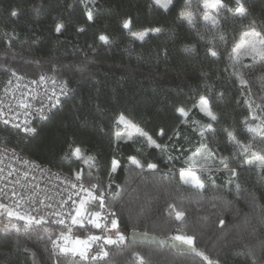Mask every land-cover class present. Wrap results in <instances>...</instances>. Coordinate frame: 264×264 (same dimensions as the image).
Segmentation results:
<instances>
[{
    "label": "trees",
    "instance_id": "1",
    "mask_svg": "<svg viewBox=\"0 0 264 264\" xmlns=\"http://www.w3.org/2000/svg\"><path fill=\"white\" fill-rule=\"evenodd\" d=\"M198 2L193 0V9ZM224 2L229 8L236 6L235 0ZM245 7L250 12L247 19L222 11L221 27L229 43L221 45L212 39L202 20L197 24L200 35L179 20L184 0H175L168 12L152 6V0H96L94 7L88 4L94 16L91 22L80 0H0V91L12 71L30 80L54 76L69 89L58 108L35 124L34 136L0 122V145L64 174L83 170L87 184L98 182V178L107 184L111 160L118 159L120 167L113 174L111 190L119 195L109 203L116 211L118 230L127 241L106 259L86 261L58 254L46 238L38 239L42 230L17 233L4 230L1 223L0 264H207L194 254L131 242L133 231L163 238L176 231L192 235L196 250L208 255L214 264H264V175L237 164L234 148L222 131L227 127L243 142L251 140L241 123L248 115L247 91L241 95L228 52L242 23L255 19L258 25L264 24V0H245ZM13 10L18 11V18L11 16ZM126 19L131 20V31L160 28L161 32L136 40L122 27ZM57 23L65 26L60 34L54 31ZM80 27L85 30L77 31ZM13 34L16 38L9 45L7 40ZM101 34L109 37V44L99 41ZM209 39L218 59L207 54ZM188 45L194 47L186 51ZM243 65L248 67L241 66L239 71L249 81L251 99L260 103L264 66L254 64L251 58H245ZM200 95L208 96L219 116L209 146L218 158H233L231 166L238 171L231 191L229 174L223 171L213 172L215 185L203 193L179 180L177 170L184 166L181 152L200 137L193 130L195 125L181 124L176 108H192ZM120 114L153 138L163 128L166 134L158 142L169 144L168 151L160 153L140 143L114 144L115 120ZM190 118L200 124L209 122L195 108ZM174 129L181 135L169 141ZM73 144L97 158L95 168L88 169L74 157H66ZM254 144L264 148L259 139ZM168 155L180 159L168 161ZM129 156L145 165L156 163L158 168L138 169L130 164ZM235 183L241 185L240 193L235 191ZM178 211L185 213L183 220L175 219ZM78 228L69 237L83 240L100 234L97 229L81 232ZM50 230L53 238L59 235L56 226ZM133 253H139L142 261Z\"/></svg>",
    "mask_w": 264,
    "mask_h": 264
},
{
    "label": "snow or ice",
    "instance_id": "2",
    "mask_svg": "<svg viewBox=\"0 0 264 264\" xmlns=\"http://www.w3.org/2000/svg\"><path fill=\"white\" fill-rule=\"evenodd\" d=\"M81 3L85 5L86 16L88 21H93V11L88 8V4H96V0H80ZM175 0H152V6L162 9L164 12H168L171 7L174 6ZM193 0H184V8L179 13V20L182 23H186L187 26L193 30L197 31V35H200L197 29V24L199 20L203 21L204 27L210 32L212 39H218L221 45H228L229 41L223 32L221 27L222 11H228L233 17H240L247 19L250 15L249 9L245 7V0H235V8H229L225 4L224 0H199L198 5L195 9L192 8ZM72 5H69L71 8ZM11 16L13 18H18L19 13L16 10L11 11ZM131 20H124L122 22V27L125 30H129L130 35L136 39L143 41L149 33L158 34L161 32L160 28H146L141 31H131ZM64 24L57 23L54 31L60 34L64 29ZM85 29L80 27L77 29L79 32H83ZM16 38L13 34L7 43L10 45L11 41ZM99 41L104 44H109L110 39L107 35L101 34L98 37ZM201 39L204 37L201 35ZM209 39V47L207 48V54L212 58H219V53L215 48V45ZM194 46H186V51L190 50ZM245 57H250L254 64H260L264 66V24L258 25L255 19H252L247 24H241V29L237 36L233 37L230 51L228 52V59L231 62V67L234 69L233 75L236 77L239 83V87L244 95L245 90L247 91V97L245 103L247 104L248 115L242 120L244 129L251 134V140L247 143L243 142L238 138L233 130H229L224 127L222 131L227 137V143L232 145L235 151V161L240 167L249 166L255 169L257 172L264 175V148H257L254 142L259 139L261 144H264V96H261L260 103H257L255 99H251L253 93L249 87V81L245 79L244 74L239 71L243 65ZM38 63V62H37ZM53 71H55V65H53ZM13 77H16L17 81L23 79L22 76H18L15 71L11 72ZM262 81V86H264V76L260 77ZM50 82L53 86H58L61 95H67L69 89L66 85L60 83L54 76L41 75L39 80H32V84H45ZM11 79L8 84H11ZM19 87V84L16 86ZM10 89L5 88V92H9ZM211 91V89H210ZM222 95V94H221ZM24 94H21V98H17L16 104L21 109H28L32 107L31 104L25 102L23 98ZM56 97L57 103L59 102V97L55 91V87L52 90L51 96L48 97L51 100ZM35 98V97H33ZM3 101L0 100V104ZM44 107L42 105L37 109L38 114L44 117ZM55 107V104L52 105ZM192 108L197 109L204 117L208 119V123L200 124L199 121L190 118V113ZM192 108H185L183 106L177 107L176 112L181 118V124H191L195 125L194 131L198 133L200 140L198 146L194 150H184L181 152V156L184 157V167L178 169L179 180L184 185H190L192 188L199 190L201 193L207 190V187L215 185V179L213 176V170L216 172H226L228 176L229 191L232 190V185L234 179L238 178V171L236 167H232L233 158L219 157L215 150H213L208 143V140L215 137L217 129L214 127V123L219 122V116L213 111L208 96L200 95L198 100L193 102ZM9 112L12 111L11 106L8 108ZM25 116L31 115L29 112L24 113ZM4 112L0 110V117H3ZM15 118V117H14ZM10 121L7 119L3 120L4 124H8ZM25 123H28L27 121ZM123 126L122 129L118 130L115 134L113 140L114 144L119 145L121 142L127 143L132 142L133 144L140 143L146 145L148 148L158 150L160 153H166L169 149V144H161L158 140L165 136V130L163 128L159 129L156 138L149 135L148 132L144 131L132 120L127 119L124 114H120L115 120V126ZM13 127L20 128V124H14ZM24 131L31 133L35 129L31 127H24ZM174 135L169 136V141H174L178 138L181 133L179 129H174ZM70 151L66 153L67 158L74 157L77 161H81L83 165H86L88 169L96 167L97 158L93 155L87 154L86 150H82L80 146L75 144L70 145ZM172 148H176L175 143L171 145ZM140 149H137L139 151ZM168 161H173L175 159H180V156L173 157L168 155ZM128 160L131 165L138 169H144L147 167L151 170H156L158 165L156 163H141L139 159L135 156H129ZM25 163H28L25 161ZM120 167V161L116 158L111 160L109 170L107 173L108 183L105 184L103 180H99L96 183H90L87 187L82 179V172L77 171L74 175V181H68L72 189L79 188V191L75 192L73 195L77 198H73V195H69L67 199L63 200L59 204V209L61 211H50L45 212L41 207L33 206L36 201L31 200L28 208H24L25 198L20 196V199L14 200V206L10 207L6 203H0V216L7 218L8 223L4 225V230L10 231L15 230V232H24L28 234L30 230L41 231L42 235L38 236V239H47L53 246L54 249H58L59 252L72 255H78L82 260L96 261L98 258L101 260L109 255L108 251L105 250L106 245H115L123 243L125 236L119 232V223L116 218V211L110 206V201L114 200L119 193L112 192V184L114 183L113 174L117 172ZM2 171V170H0ZM171 171V169H170ZM207 173V175H205ZM175 175V173H173ZM9 175H12L9 172ZM91 172L89 171L88 176L91 177ZM19 183V181H16ZM119 187V186H117ZM235 191L240 193L242 191L241 185L235 183ZM0 193L7 196L4 193V189H0ZM83 193V195H82ZM18 193L13 190L11 193L12 197H16ZM216 199H222V197H215ZM50 199V198H49ZM43 205V201H40ZM171 207V205L169 206ZM44 208L52 209L51 204L44 205ZM22 209V210H21ZM35 213V214H34ZM185 213L178 211L175 213L176 220H183ZM14 221H20L18 224ZM70 222V223H67ZM223 224V221H220ZM52 226H56L59 231V235L53 238V233L50 230ZM79 226L78 230L91 231L92 229L100 230V234L88 235L87 239L76 238L71 240V247H69V234L72 233L73 227ZM86 226H91L87 228ZM112 230H117L115 232V239L109 233ZM146 235V234H145ZM171 239L179 241L180 243L188 246L192 251L196 252L194 247V237L192 235L177 234ZM57 241H63V244L57 243ZM93 245H96L95 254L90 255L93 250ZM25 251H28L25 249ZM196 255L202 257L207 264H214V261L206 255L204 252H196ZM133 256L142 261L139 253H133Z\"/></svg>",
    "mask_w": 264,
    "mask_h": 264
},
{
    "label": "built area",
    "instance_id": "3",
    "mask_svg": "<svg viewBox=\"0 0 264 264\" xmlns=\"http://www.w3.org/2000/svg\"><path fill=\"white\" fill-rule=\"evenodd\" d=\"M10 79L12 83L8 84V81ZM38 80L39 79H37V81ZM31 81L32 80L24 77L20 81H17L16 77H13L12 75L8 77L0 91V100L3 101V103L0 104V110L4 112L3 117H0V122L3 123V120L7 119L10 122L5 125L13 129H17L29 136H34L37 133L35 124L37 122L46 120L50 116V114L56 108H58L62 100L67 95H61L59 87L51 85L50 82L45 84H32ZM17 84H19L18 88L16 87ZM6 87L10 89V91L7 93L5 92ZM54 87L57 96L59 97L58 103L56 97H53L51 100L48 99V97L51 96ZM22 93L24 94L23 98L25 99V102L31 104L32 107L28 109H21L16 104L17 98H21ZM53 104H55V107H52ZM42 105H46V107H44V117L46 118H42L41 115L37 112V109H39ZM9 106H11L12 108L11 112H9L8 110ZM25 112H29L31 113V115L25 116ZM26 121L28 123H25ZM14 124H20L21 127L15 128L13 127ZM24 127L34 128L35 131L31 133L25 132ZM25 161H27L28 163H25ZM0 170H2L0 171V189H4V193L8 194L7 196H5L3 193H0V200L8 204L10 207L14 206V200L20 199V196H23L25 198V201H27V203H24V208H28L31 200H34L36 201V203L33 206L41 207L45 212L61 211L59 209V204L63 200L67 199L69 195H73L75 192L79 191L78 187L76 189H72L70 184L68 183V181L75 182L74 175H68L53 170L47 165L27 158L21 152L9 149L1 145ZM9 172H11L12 175H9ZM16 181H19V183H16ZM84 183L86 187L89 185L86 182ZM13 190L18 193L16 197L11 196ZM29 198H31V200ZM73 198L75 199L77 197L73 195ZM40 201H43V205L40 204ZM47 204H51L52 209L44 208V205ZM75 227L76 226L73 227V230L75 229ZM109 234L111 235V233ZM115 238L116 237L114 236L113 239ZM126 242L127 241L125 238L123 243L106 245L105 250L108 251L109 254H111L117 248L124 247L126 245ZM57 243L62 245L63 241H57ZM95 249L96 245H93V250L90 252V255L95 254ZM56 252L58 254H64L59 252L58 249H56ZM64 255H70L74 259H81V257H79L78 255L74 256L71 253ZM105 258L106 257H104L103 259ZM97 260L101 259L98 258Z\"/></svg>",
    "mask_w": 264,
    "mask_h": 264
},
{
    "label": "water",
    "instance_id": "4",
    "mask_svg": "<svg viewBox=\"0 0 264 264\" xmlns=\"http://www.w3.org/2000/svg\"><path fill=\"white\" fill-rule=\"evenodd\" d=\"M145 234L146 233L133 231L129 235V240L131 242H139V243H146V244H151V245H156V246L167 247V248H169L175 252H178V253L194 254L195 256H198V255H196V252H198V250H196V252H194V251H192L191 248L180 243L179 241H176L173 239L169 240L167 238L158 237V236L149 235V234L145 235Z\"/></svg>",
    "mask_w": 264,
    "mask_h": 264
},
{
    "label": "rangeland",
    "instance_id": "5",
    "mask_svg": "<svg viewBox=\"0 0 264 264\" xmlns=\"http://www.w3.org/2000/svg\"><path fill=\"white\" fill-rule=\"evenodd\" d=\"M245 58H250V57H245ZM123 128V126L121 125V126H119V128L117 127V131L118 130H120V129H122ZM200 140V139H199ZM199 140H197V142L195 143H193L192 144V147L191 148H187V150H194V148L196 147V146H198V143H199ZM185 166V165H184ZM183 166V167H184ZM213 172H216L215 170H213ZM205 174H207V173H205ZM4 218V219H3ZM14 222H16V223H18V224H22V222H20V221H14ZM3 224L2 225V227L4 228V225H6L7 223H8V220H7V218L6 217H4V216H0V224ZM79 227V226H78ZM112 232L114 233L115 232V230H112ZM177 234H183V233H179L178 231H176L174 234H171L167 239H169V240H171V237H173V236H175V235H177ZM115 236V234L113 235V237ZM69 240H70V243H69V247H71V240H74L73 238H71V237H69ZM107 258V257H106ZM105 258V259H106Z\"/></svg>",
    "mask_w": 264,
    "mask_h": 264
}]
</instances>
